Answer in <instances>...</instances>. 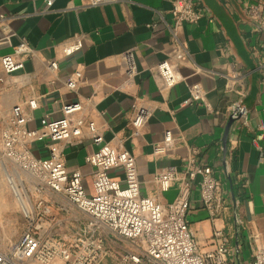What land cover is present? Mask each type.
Masks as SVG:
<instances>
[{"label":"crops","instance_id":"1","mask_svg":"<svg viewBox=\"0 0 264 264\" xmlns=\"http://www.w3.org/2000/svg\"><path fill=\"white\" fill-rule=\"evenodd\" d=\"M45 1L0 0V26H10L8 34L0 31V47L9 53L26 38L31 48L23 57L24 68L13 74H6L0 63V120L20 104L30 114L27 127L33 128L43 118L65 117L63 106L79 101L82 109L68 118L94 120L105 141L122 140L136 159L141 194L166 204L183 179L191 181L186 218L200 253L225 243V264H250L264 242V31L248 10L260 3L264 17V0H196L203 16L181 24L171 13L174 0H108L94 6L88 0H53L52 11L36 14ZM89 32L95 40L91 47L63 53L76 34ZM127 49L135 54L134 78L125 75L122 55ZM164 58L176 76L172 86L155 67ZM77 71L88 75L91 84L64 86ZM189 84L207 91L214 111L182 103ZM30 99L36 101L33 109ZM233 106L245 115L228 118ZM139 107L151 114L135 137L132 120ZM171 118L179 131L164 142L162 123ZM58 146L69 164L81 163L96 149L89 142L72 147L60 141ZM158 146L164 150L156 151ZM31 149L46 156L48 142H34ZM170 164L177 166L178 178L162 190L154 178ZM189 166H210L221 180L222 192L212 208L202 202L199 176L186 174ZM43 194L50 203L43 229L51 226L54 240L66 221L91 231L97 226L62 194L49 189Z\"/></svg>","mask_w":264,"mask_h":264},{"label":"built area","instance_id":"2","mask_svg":"<svg viewBox=\"0 0 264 264\" xmlns=\"http://www.w3.org/2000/svg\"><path fill=\"white\" fill-rule=\"evenodd\" d=\"M105 1L108 0H88V5L94 6ZM196 2L173 1L171 13L177 24L196 23L203 16L202 7ZM52 4L53 0H46L45 6L36 14L52 11ZM261 7L263 5L258 3L248 12L264 31V17L260 16L263 10ZM0 16L3 17V14ZM155 23L156 19L153 17L150 24L154 26ZM0 31L2 34H8L9 24H2ZM94 42L93 33L76 34L74 41L64 45L62 51L64 54H71L76 50L91 47ZM30 50L26 38L14 45L9 53L0 47L3 71L13 74L24 68L23 57ZM122 56L126 77L134 78L138 73L134 51L127 49ZM50 66L56 68L57 62L52 61ZM155 67L166 86H172L176 82L169 58L159 61ZM196 70L199 71L200 68L197 67ZM79 83L88 86L91 79L77 71L75 78L64 81V86L76 89ZM187 90L188 95L182 101L183 104H199L209 112L214 111L207 91L200 84H189ZM28 105L33 109L36 107V101L30 99ZM62 109L65 117L51 120L43 118L33 128L27 127L30 114L20 104L11 108L7 120H0V151L13 169H6L7 180L23 213L29 219L28 226L20 238L5 249H0V264H29V260L38 264H52L58 258L61 259V264H99L106 255L107 249L101 240L90 239L83 241L74 255L76 250L66 249L60 241L54 240L51 226L47 227L49 229H43L44 218L50 216V203L45 200L46 195L43 194L46 189L62 194L68 202L85 212L97 226L102 225L114 234L132 239L135 242V252L129 255L135 261H140L139 254H142L155 264H225L224 256L228 251L225 243H218L215 250L207 254L200 253L198 249L186 218L191 198V181L183 179L178 194L166 204L141 194L136 159L122 140L115 138L105 141L94 120H86L81 116L68 118L82 109L79 101L67 103ZM229 112L228 118L233 119L245 115V110L237 106H233ZM150 114V110L145 107L137 109L132 120L133 136H141L142 127ZM178 131L179 126L174 118L164 121L163 141L170 142ZM60 141L72 147L89 142L96 149L86 154L81 163L69 164L62 158V151L58 146ZM34 142H48V154H35L31 149ZM254 142L257 144L256 138ZM155 150L163 151L164 148L158 146ZM20 172L25 177H22ZM178 174L177 166L170 164L159 171L154 179L160 189L167 190L174 185ZM186 174L192 179L199 176L197 183L202 202L206 207L212 208L222 192L221 180L213 174L212 168L189 166ZM28 187H32L33 195H38L35 204H32ZM62 209H66L64 205ZM262 232L264 234V231ZM250 264H264V242L257 247Z\"/></svg>","mask_w":264,"mask_h":264},{"label":"rangeland","instance_id":"3","mask_svg":"<svg viewBox=\"0 0 264 264\" xmlns=\"http://www.w3.org/2000/svg\"><path fill=\"white\" fill-rule=\"evenodd\" d=\"M6 169L8 171L13 170L12 165L2 156L0 151V249H5L9 244L18 240L29 223V219L23 213L15 192L8 183ZM20 173L22 177H25L22 172ZM28 190L31 194L32 204H35L38 195L32 194L34 192L32 187H28ZM44 221H49V217H45ZM71 223L66 221L64 226L61 223L63 227L61 232H58L56 239L66 249L76 250L74 255L77 253V249L82 246L83 241L87 242L88 239L101 240L103 246L107 249V253L99 264H155L153 260L144 257L142 254H139L140 261H135L129 255L135 252V242L132 239L114 234L102 225L95 226V229L91 231L88 228H80V225L73 227ZM86 258L85 256L84 259ZM28 263L38 264L33 260H29ZM60 263L61 259L58 258L52 264Z\"/></svg>","mask_w":264,"mask_h":264},{"label":"water","instance_id":"4","mask_svg":"<svg viewBox=\"0 0 264 264\" xmlns=\"http://www.w3.org/2000/svg\"><path fill=\"white\" fill-rule=\"evenodd\" d=\"M231 122H232L231 119H229L227 127H229Z\"/></svg>","mask_w":264,"mask_h":264}]
</instances>
